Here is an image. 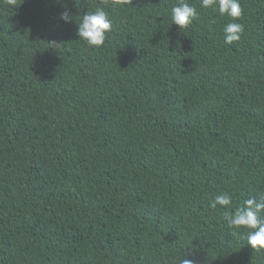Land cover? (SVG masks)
I'll use <instances>...</instances> for the list:
<instances>
[{"label": "trees", "instance_id": "1", "mask_svg": "<svg viewBox=\"0 0 264 264\" xmlns=\"http://www.w3.org/2000/svg\"><path fill=\"white\" fill-rule=\"evenodd\" d=\"M188 2L181 31L177 0H0V264H264L225 220L264 194V0L231 45Z\"/></svg>", "mask_w": 264, "mask_h": 264}, {"label": "clouds", "instance_id": "2", "mask_svg": "<svg viewBox=\"0 0 264 264\" xmlns=\"http://www.w3.org/2000/svg\"><path fill=\"white\" fill-rule=\"evenodd\" d=\"M9 5H15L16 0H6ZM126 4L128 0H117ZM203 9H211L220 16L231 17L233 22L226 23L223 28L224 43L233 44L241 40L244 34L243 24L237 22L243 16L241 0H199ZM172 24L179 26L180 30L188 28L200 18V12L188 0H177L171 8ZM60 19L65 23L72 22L71 13L65 9L60 13ZM113 29V20L104 8L99 7L94 11L82 15L77 23V36L86 42L89 47L99 48L105 45L107 34ZM232 203V196L225 192L214 198L212 207L227 208ZM228 227L234 230H245L247 244L252 249L264 250V194L251 197L244 201L243 206L236 208L232 213L225 214ZM177 264H195L194 260L179 257Z\"/></svg>", "mask_w": 264, "mask_h": 264}]
</instances>
